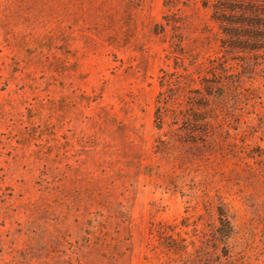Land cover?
<instances>
[{
	"label": "rangeland",
	"instance_id": "1",
	"mask_svg": "<svg viewBox=\"0 0 264 264\" xmlns=\"http://www.w3.org/2000/svg\"><path fill=\"white\" fill-rule=\"evenodd\" d=\"M0 264H264V0H0Z\"/></svg>",
	"mask_w": 264,
	"mask_h": 264
},
{
	"label": "trees",
	"instance_id": "2",
	"mask_svg": "<svg viewBox=\"0 0 264 264\" xmlns=\"http://www.w3.org/2000/svg\"><path fill=\"white\" fill-rule=\"evenodd\" d=\"M220 222H221V224H223L225 226V228H227L226 232L230 230L229 221L227 220L226 217H223L222 219H220ZM180 247H181L180 250H183L184 245L180 243Z\"/></svg>",
	"mask_w": 264,
	"mask_h": 264
}]
</instances>
